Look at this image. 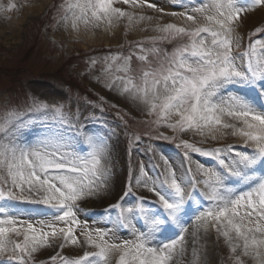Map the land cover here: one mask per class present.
Segmentation results:
<instances>
[{"label": "snow or ice", "instance_id": "snow-or-ice-1", "mask_svg": "<svg viewBox=\"0 0 264 264\" xmlns=\"http://www.w3.org/2000/svg\"><path fill=\"white\" fill-rule=\"evenodd\" d=\"M176 7L184 10L170 15L181 24L157 23L156 35L134 42L129 55L93 60L92 68L101 64L96 81L154 117L157 127L182 136L191 133L200 143L235 137L243 150L234 144L204 149L182 139L185 159L191 162L195 153L217 161V167L197 161L196 173L202 177L197 180L189 177L190 168L177 175L169 158L161 155L163 167L150 184L142 179L149 173L141 164L140 176H130L153 194L162 211L143 207L142 196L138 208L118 201L106 210L120 209L112 224L91 228L78 213L82 203L107 196L114 188L111 137L77 127L79 121L70 120L62 105L50 108L34 101L36 112L31 114L49 125L46 135L26 143L21 134L29 127V114L19 105L0 102V264H37L41 250L55 243L60 249L84 251L71 259L52 255V264H174L185 254V225L192 217L198 222L192 234L214 231L231 264H264V44L259 54L258 42L233 54L241 46L238 29L244 14L264 8V0H194L187 5L181 0ZM16 8L10 0L6 7L0 5V12ZM146 9L163 11L147 0H61L56 6L60 21L74 31H111L124 24L125 36L155 19ZM165 42L173 44L171 51L160 47ZM240 89L256 93L261 102ZM77 145L86 147L81 151ZM137 215L142 226L135 223ZM41 216L45 218H37ZM122 228L135 229L134 238L122 239ZM169 228L178 231L170 240H158ZM191 264H199L195 248Z\"/></svg>", "mask_w": 264, "mask_h": 264}, {"label": "rangeland", "instance_id": "rangeland-1", "mask_svg": "<svg viewBox=\"0 0 264 264\" xmlns=\"http://www.w3.org/2000/svg\"><path fill=\"white\" fill-rule=\"evenodd\" d=\"M9 2L10 0H0V5L6 7ZM11 2L17 5L16 9L11 12H0V102L8 101L13 105H19L23 114H29V127L23 130L21 139L26 143H32L38 137L47 134L49 122L38 114H31L36 112L34 101L37 104L47 103L50 108L62 105L70 120L79 121L77 127L85 128L97 136L111 137L116 172L114 188L110 189L107 196L90 198L86 203H82L78 213L81 222L88 220L91 228L102 227L105 224L110 226L119 215L120 209L108 212L106 210L109 205L119 201L123 207L138 208L141 206L138 199L141 196L145 198L143 207L150 212H161L162 209L156 203L153 194L144 186H137L135 179L130 176L131 172L133 176L139 177V166L143 164L149 176L142 179L149 180L151 184L161 172L162 161L159 159L161 155H165L174 164L177 163L176 171L188 172L190 168L189 177L194 175L197 180L202 178L196 173L197 161L207 167H217V161L195 153L191 154V162L185 159L186 149L181 144L182 139L204 149L234 144L238 150H243L235 137L228 136L200 143L201 138L191 133L182 136L173 133L171 129L157 127L153 122L154 117L147 116L145 112L118 98L96 81V76L101 75V64L98 63L92 68L93 60L102 62L111 55H129L133 49L120 52L118 48L131 41H140L147 36L156 35L153 28L157 23L181 24L178 17L170 15L174 11L184 10L183 7H176L181 4V0H147L148 3H156L163 11L154 13L151 9H146V14L154 16L155 19L150 23L142 22L137 26V30L128 32L127 36L124 24L117 25L111 31L95 29L92 30V34H85L83 27L80 28L81 31L66 27L56 11V6L61 0H11ZM193 2L194 0H183L184 5ZM49 7L50 20L44 24ZM122 7L127 8V5ZM166 7L170 12L164 11ZM262 11L264 13V8ZM61 28L62 33L59 34ZM140 28L146 30L141 31ZM238 31L241 46L234 48L233 54L239 55L244 52L252 42H258L259 54V45L264 44V16L242 23ZM160 47L171 51L173 44L165 42L161 43ZM90 50L96 51L90 54ZM84 51H88V54L85 55ZM138 66L139 63L133 58V68ZM229 88L235 90L233 86ZM239 93L253 97L257 103L261 102L256 93L249 89H240ZM65 127L67 129L68 126ZM68 134L71 135V132ZM77 147L83 151L86 146ZM162 180L161 175L160 181ZM129 184L132 186L131 192H128ZM22 207L42 208L37 205ZM135 223L142 226V218L139 215ZM197 225L194 217L191 223L185 225L188 228V232L185 233V254L177 256L174 264H191L194 248L199 256V264H231L227 247L222 240H217L214 231L206 233L200 229L195 236L192 234L196 232ZM133 231L135 229L122 228L121 238L133 239ZM176 231L178 229L169 228L159 234L157 239L170 240ZM77 234L79 235V231ZM83 251L82 248L60 249L58 243H55L49 252L39 255L37 264L41 262L52 264L50 257L57 253L71 259L82 255ZM57 264H60L59 260Z\"/></svg>", "mask_w": 264, "mask_h": 264}, {"label": "bare ground", "instance_id": "bare-ground-1", "mask_svg": "<svg viewBox=\"0 0 264 264\" xmlns=\"http://www.w3.org/2000/svg\"><path fill=\"white\" fill-rule=\"evenodd\" d=\"M263 8H261V7H258V8H256V9H253V10H251V11H249V12H247V13H245L244 14V17H243V23H246V22H249V21H251L253 18H257V17H263L264 16V13H263ZM164 11L165 12H170L169 11V9H168V7H166L165 9H164ZM178 21L180 22L181 20L178 18ZM182 22V21H181ZM63 27H64V25H63ZM18 28V27H17ZM19 29V28H18ZM81 31V30H80ZM70 32V31H69ZM14 33H15V31H14ZM58 33L59 34H61L62 33V28L61 29H59V31H58ZM84 33L85 34H92L93 32H92V30H85L84 29ZM170 163H172V166H173V168L175 169V167L177 166V163H173V162H171L170 161ZM139 164V162L137 161L136 162V165H138ZM161 165V167H163V164L161 163L160 164ZM178 167V166H177ZM178 170H177V175H179L178 174ZM78 235V234H77ZM67 249H80L79 247H73V246H68V247H66ZM49 250H50V247H48L47 249H43V250H41V252L42 253H47V252H49Z\"/></svg>", "mask_w": 264, "mask_h": 264}]
</instances>
